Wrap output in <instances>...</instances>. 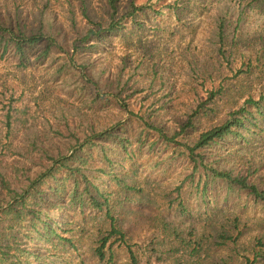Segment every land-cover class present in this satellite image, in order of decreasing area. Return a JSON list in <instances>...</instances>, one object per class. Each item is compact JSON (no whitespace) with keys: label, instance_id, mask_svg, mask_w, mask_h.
I'll use <instances>...</instances> for the list:
<instances>
[{"label":"trees","instance_id":"1","mask_svg":"<svg viewBox=\"0 0 264 264\" xmlns=\"http://www.w3.org/2000/svg\"><path fill=\"white\" fill-rule=\"evenodd\" d=\"M204 1L65 0L61 5L65 20L60 24L49 1L39 5L32 18L21 16L19 8L11 16L13 5L7 6L8 13L3 15L0 2V58L13 56L20 70L35 62L46 71L44 79L53 80L64 95L53 105V120H46L41 127L29 124L28 108L14 105L13 95L3 106L0 264H65V252L69 247L77 250L89 232L84 227L72 228V212L79 210L85 222L104 220L105 226L98 228L92 242L95 255L105 264H113V245L128 244L134 233L131 227L142 219L155 234L179 243L175 253L187 251L199 259L211 256L217 264H222L218 259L227 264L230 256L224 253L225 248L237 246L244 234L237 218L232 224L217 219L212 223L213 218H207L201 232L193 227L186 233L190 238H185L162 212L156 216L139 212L140 216L132 218L134 212L126 209L132 203L152 206L154 188L137 176L140 166H162L163 159L142 162L155 148L169 151L167 160H184L189 165L186 169L190 172L175 187L177 197L169 199L170 204L178 202L183 213H189L182 196L188 192L185 186L196 188V196L207 202L220 183L228 191L248 194L264 207L260 183L234 170L236 160L244 159L264 134V71L250 58L256 44H243V38L238 47L236 33L228 34L232 26L228 11L223 6L217 8L207 38L211 51L203 64L190 67L188 76V83L199 84L206 96L195 92L199 98L188 108L186 121H180V130L172 132L161 121V110H171L170 105L143 111L127 102L128 83L137 70L127 76L121 67L109 75L107 67L93 58L99 43L111 36L120 37L126 49L144 44L149 31L156 36H178L180 29L194 20H186L192 11L202 14L208 7ZM262 50L264 46L257 47L256 53ZM235 61L239 63L235 75L225 74V68L233 69ZM251 81L258 84L257 98ZM154 82L150 79V85ZM230 140L233 146L221 144ZM6 150L10 159L3 158ZM250 154L255 158L253 150ZM168 197L165 193L163 200ZM194 234L209 235L203 242L194 240ZM130 253V264H139L132 248ZM252 253L254 259L247 258L248 262L264 263L261 239Z\"/></svg>","mask_w":264,"mask_h":264},{"label":"rangeland","instance_id":"2","mask_svg":"<svg viewBox=\"0 0 264 264\" xmlns=\"http://www.w3.org/2000/svg\"><path fill=\"white\" fill-rule=\"evenodd\" d=\"M47 1H49L50 9L58 14V23H62L65 18L61 5L65 0H0L3 15L8 13L7 6L13 5L11 16H14L19 8L21 16H30L31 18L33 11ZM126 1L128 0H124V2ZM204 4L208 7L201 10L202 14L199 11H192L189 17H186L187 23L190 22V19H194L193 23H189V27L181 28L176 37L167 36V34L156 36L153 31H149L144 44L136 43L130 49H126L120 37L111 36L99 43V50L93 55V58L99 59L101 65L107 67L109 75L115 74L121 67H125L127 76L132 69L137 70L136 75L134 74L128 83L127 102L131 107L143 111L159 108L161 104H165V108L170 105L172 109L169 111L159 109L162 112L161 121L168 127V130L171 128L170 132L173 129L179 131L182 123L186 121L188 108L194 106L195 100L199 98L195 92L198 91L201 97L206 96L205 90L199 84L190 85L188 83V76L191 74L190 67L203 64L202 61L208 57L211 51V43L207 38L217 8L223 6L228 11L227 17L232 25L228 34L232 37V34L236 33L239 41L238 47L242 46L241 39L243 41V38L245 39L243 44L250 42H254L253 46L256 44L250 58L255 63L259 62L264 71V50L256 53L257 47L264 46V0H207L204 1ZM236 27H239L238 30ZM150 28L152 29V27ZM35 64L32 61L27 69L20 70L17 67V59L13 56L0 58V133L4 132L3 106L10 101L12 95L14 96L12 100V102L15 101L14 105H24L28 108L26 117L29 118V124L41 127L46 120H53L51 113L53 105L58 98L62 99L64 95L53 80L46 81L44 79L46 76L44 68L37 67ZM137 66L138 69H136ZM232 67L233 69L225 68L224 73L229 76L235 75L236 69L239 67L238 61H235ZM150 79L155 81L154 84L150 85ZM251 87L255 98H257L260 92L258 84L251 81ZM207 124L208 122L204 119L202 125ZM221 144L227 147L233 146L232 140ZM252 150L256 154L255 158L250 154ZM227 152L224 151L223 156H227ZM169 154V151H161L158 148L148 152L142 162H146L147 158L151 162L158 159L164 161L160 168L139 167L137 176L139 180L147 181L154 188V191L150 189L151 197H153L152 206L132 203L129 204L126 211L134 212L132 218H137L140 213L156 216L162 212L183 231L185 238H190L191 235L186 233L193 227L201 232L207 218H213L212 223L217 219V221L228 224H232V221L237 218L238 227L243 230L244 234L237 246L230 244L228 248H225L224 253L230 256L227 264H251L247 258L251 261L254 259L252 253L254 244L258 242V239L264 243L263 204L256 202L246 193L237 190L228 191L221 183L211 191V194L206 198L207 202H204L200 196H196V188L185 186L188 188V192L182 193V196L184 204L189 208V213H183L178 202L173 201L170 204L169 199L174 200L177 197L178 193L175 187L178 185V180L183 179L190 169H186L189 165L184 160H167ZM10 157V151H4L3 158L10 159ZM231 157V155L228 156L229 160ZM236 161L234 170L237 173L248 175L250 179H256L264 188V134L253 143L244 159ZM191 190L196 192L190 193ZM165 193L170 198L163 200ZM72 214L75 216L72 228H88L89 232L86 234L89 236L84 234L77 250L68 248L65 252V264H105L99 261L95 255L92 242L93 239H96L95 233L98 228L105 226L103 218L100 217L94 222L93 220L85 222L80 210L72 212ZM72 219L69 217V222ZM138 222L139 224H136L134 228L131 227V231L134 230V233L128 239V244L117 242L113 245V264H130L131 248L136 253L139 264H217L216 259L211 256L199 259L190 256L187 251L175 253L174 249L179 246L177 241L165 239L162 235L152 232L154 229L148 228L149 223L145 219ZM208 235L194 234L192 238L204 242ZM235 246L237 248L234 250ZM211 254L214 255V251L211 250ZM219 254L221 252L216 255L219 256ZM203 256L204 254H202ZM218 262L223 264L220 259ZM255 264L264 263L256 262Z\"/></svg>","mask_w":264,"mask_h":264}]
</instances>
